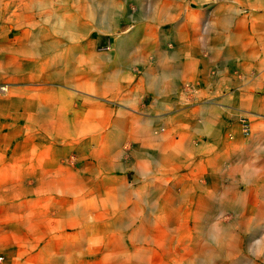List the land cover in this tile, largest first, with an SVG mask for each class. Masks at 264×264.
<instances>
[{
	"label": "rangeland",
	"instance_id": "1",
	"mask_svg": "<svg viewBox=\"0 0 264 264\" xmlns=\"http://www.w3.org/2000/svg\"><path fill=\"white\" fill-rule=\"evenodd\" d=\"M155 1L0 0V264H264V1L188 4L196 14L177 21L182 33L195 35L181 52L172 42L178 29H160L179 0ZM225 13L233 19L214 17ZM135 14L142 20H132ZM246 20L256 41L243 65L235 28ZM138 23L152 24L154 33L141 30L137 43L147 46L119 60L117 41ZM63 50L65 67L44 63L47 52ZM167 52H175L167 67L180 70L182 103L192 111V127L181 132L168 131L169 118L149 115L158 110L155 83L166 87L173 79L160 67ZM191 60L201 70L189 79L182 72ZM74 69L72 83L61 80ZM242 88H252L254 102L237 104ZM206 99L225 106L211 110ZM225 111L233 112V124L214 137L208 119ZM202 115L208 124L200 133ZM247 115L253 131L245 136L240 117ZM224 143L234 149L236 171L222 183L214 171ZM162 147L184 153L177 156L182 163L160 164ZM138 230L149 237L136 239ZM117 233H134L136 242ZM109 238L122 244L108 251Z\"/></svg>",
	"mask_w": 264,
	"mask_h": 264
},
{
	"label": "crops",
	"instance_id": "2",
	"mask_svg": "<svg viewBox=\"0 0 264 264\" xmlns=\"http://www.w3.org/2000/svg\"><path fill=\"white\" fill-rule=\"evenodd\" d=\"M189 1L190 0H179V1H176L177 2V5H176V3L174 4V6H176V8H175V14L176 15L173 17L174 20L172 18H169L168 19L169 21L167 20L166 22L165 21L163 22L164 24L165 23H169L170 24V29H171V27H173L171 25V23L172 22L176 23L175 29H178V30H176V35L174 36L172 42H174V44L176 46V49L175 50L177 52H181L182 51V49H183V47H181L182 46V42H186L185 38L187 37L188 34H194L195 35V33L193 31H189V30H186L185 32L182 33V31H183V29L181 28L182 25L179 24V21H177L178 20L177 18L181 14H184L185 19H188V20L190 18H192L193 15L196 14V13H194V11H192V8L188 6V2ZM195 3L198 4V5L196 4L197 6H200V4L197 1ZM168 4L169 5H172L171 2H168ZM111 5H109L110 6L109 9L111 10L112 14L114 15L113 7ZM188 8H189V11L191 12V16L188 15V12H187V9ZM170 9H171V6H170ZM226 14H223V15L221 14V15H217V16H214V17H215V19H217L218 17H220L222 21L233 19L234 14L233 15H230L228 13H226ZM254 15H255V18H256L257 14H254ZM226 16H227V18H226ZM135 18L137 20H140V19L142 20V17L137 18L136 17V14H135V16L134 15L131 16V19L132 20L135 19ZM157 20L158 19H155L154 21H157ZM242 21H241V24H237V26L239 27V29H236L235 28V31L238 34L239 39H240L239 40L240 59L243 61V65H245L247 63V61H248V58L250 57L247 54V48L250 45V50H251V52H253L252 46H253V44H254V42L256 40L254 39V36L251 34V32H253V31H251L252 25H249V21L248 20H246L247 23H242ZM235 23H234V25H235ZM186 24L187 23L183 24V27ZM207 24L208 25H206L204 27V31L206 33L210 34V33H212L214 31V29H213V26L212 25H209V23H207ZM254 24L256 26V23H254ZM151 27L154 29V27L152 26V24L150 25V24H145V23H138L137 26L134 29L133 28H132V30L131 29H128V31H129L128 35L124 36L123 38H121V39H119L117 41V45L115 46V48H116V51H118V54L116 55V57L120 60L122 58H126L127 54H129V52L132 49H134V48L135 49H139V48H142V47H146L147 44L146 45L145 44L143 45L142 43L141 44L140 43H136L135 44V41L138 40V37H139V35L141 33V30H143L145 32V31L148 30V28H151ZM153 29L151 31H149L147 33V35L153 34L154 31H155V29L154 30ZM165 30L166 31H169V29H167V27H166ZM24 33L25 32H23V34ZM205 36L208 37L206 34H205ZM126 37H131V39L132 40H135V41H132L131 42L132 44L131 43H125V44L122 45L121 44V40L122 39L125 40ZM258 41L264 42L263 40H258ZM48 46H49V43L46 44L45 41H44L43 42V45H42L43 48H41L40 52H42V54H43L44 51L47 50V48H49ZM73 48H74V46L72 47V49ZM66 52H67V50L59 51V54H57L56 56H54V55H51L50 56L49 53L47 52L45 54V58L43 59V61H44V63L48 67L49 66L50 67H54V66H60V65L61 66L62 65L65 66V59H64L65 56H64V54ZM174 53L175 52L163 53L159 57L160 67L162 69H164L163 76H167V77H170L171 76L173 79H172L171 82L168 83V85L166 87H162V85L160 86L159 83H155L156 88H155V92L153 94V102H152V105L155 106L158 110L156 111V110H153V109H149V112H150L149 115L151 117H153V118H155V117H157L159 115V117H161L159 120L161 122H163V123L166 122V120L169 118V120L171 121V124L170 125H167L168 131L181 132L182 130L184 131L185 129L191 128L192 127L193 120H192V116H191V113H192L191 108H189L188 106H185L182 103L183 95H184L183 87L180 85L179 80H177V77H176V75L178 74V72H180V70L177 69V68L175 70L174 68H168L166 66L169 63L168 60H167L168 57H166V56H168V54H170L171 56H174ZM90 58H92V59L94 58V54L93 53H90L89 59ZM197 63H200V62L199 61H192L191 60L189 62L183 63V69H184L185 72H182V74H183L182 76L183 77H186L185 74H186L187 71H188V78L189 79H191L193 77H196L197 78L198 76H200V72L199 71L201 70V68L199 67L200 65L197 64ZM72 64H74V63H72ZM67 67H69V68H76L74 65H71V64H67ZM14 69H19V68L16 67ZM90 70H92V68ZM244 73H247V72L244 70L243 74ZM92 76H93L92 74L89 75L88 80H91L92 79ZM138 78L141 79L140 77H137V78L136 77H134V78L131 77V79L133 81L137 80ZM66 79H67V81L69 83L70 82L72 83L73 80L75 79V77L74 76L73 77L68 76V78L63 77V79H61V80L63 81V80H66ZM119 85H121V88H124L123 86L124 85L127 86V83H121L120 84V82H119ZM169 86H171V87H169ZM130 89H132V88H130ZM251 89L252 88H250L248 90L247 89H243V88L240 89V92L238 94V99H237V104L239 106L245 105V103L254 102L253 90H251ZM170 91L173 93L172 96L171 95H168V93ZM204 102H205V104H206L205 106L207 108H209L211 110H216V111L218 109L215 108V107H213V105H218L219 104L221 106H225V104L219 103V102H216V101H213L211 99H206V100H204ZM88 106H89V110H92L93 109V103L90 102V104ZM204 109L206 110V108H204ZM238 109L240 110V109H243V108L238 107ZM205 110H203V111H205ZM232 114H233L232 111H225V112H222L221 114L216 115L217 116L216 119H214L212 121H211V119H208V121H210V126L213 127V128L215 127V132L212 133V135H214V137H219V135L221 137L222 132H224L225 128L228 125L233 124L232 121L234 120V114L233 115ZM239 114L240 113H236V116H238ZM202 118H203L202 121H201L202 128L199 130L200 133L206 131V127H207L206 126V123L208 124V121L205 119L206 118V115L204 117L202 115ZM164 126H166V125H161L163 131H164ZM203 127H205V128H203ZM192 130H193V128H192ZM144 131L152 132L150 129L149 130L146 129ZM165 131H166V129H165ZM116 132H121L122 133V131L116 130V131H113V134L116 133ZM220 132H221V134H220ZM113 134H112V137H113ZM122 139H123V135H122ZM180 140H181L180 137H176V141H180ZM193 146L194 145H191L190 146V151H192V149H194V152H198L200 150V148H201V147L199 148L197 146L193 148ZM163 149H167V148H165V147L160 148L161 154L160 155H157L158 156V159L160 157V164H166V163L168 164L169 161H171L170 162L171 164H175V165L182 163V159L181 158H177V156L179 155V157H184V153L179 152V154H178L176 151L175 152H173V151L166 152ZM233 150L234 149L232 148V146H230L228 143H224V156H223L222 164L219 166L218 169L216 167V169L214 171V173L216 174L215 181H220L221 180L222 183H223L225 180H228L229 178H231L234 175V172L236 171V167L234 165V151ZM200 154L201 153H199V155ZM199 157H200V159H203L202 156H199ZM192 161L193 160L190 159L189 162L187 161V164L190 165L192 163ZM132 195H134L133 192L125 193L124 196H123V198H124L125 201H127L130 197H132Z\"/></svg>",
	"mask_w": 264,
	"mask_h": 264
},
{
	"label": "bare ground",
	"instance_id": "3",
	"mask_svg": "<svg viewBox=\"0 0 264 264\" xmlns=\"http://www.w3.org/2000/svg\"><path fill=\"white\" fill-rule=\"evenodd\" d=\"M155 1V0H154ZM264 1V0H263ZM196 1L195 0H190L189 2H188V4H192V3H194V4H197V3H195ZM244 2V1H243ZM173 4H175V3H173ZM260 4V3H259ZM262 4V3H261ZM198 5V4H197ZM167 6V5H166ZM189 6V5H188ZM190 7V6H189ZM255 7V6H254ZM259 7V6H258ZM187 12H188V15L189 16H191V12L189 11V8L187 9ZM170 14H172V13H170ZM226 14V13H225ZM236 14V13H235ZM179 15V14H178ZM227 15V14H226ZM194 16V15H193ZM192 16V17H193ZM225 16V15H224ZM172 18V17H171ZM226 18H227V16H226ZM173 19V18H172ZM174 20V19H173ZM148 21V20H147ZM169 21V20H168ZM172 21V20H171ZM173 23V24H172ZM171 23V25L172 26H175L176 27V23H174V22H172ZM169 23H165V24H163V26H162V32L163 33H165V34H168V32L169 31H166L165 29H166V27H167V25H168ZM151 25V24H150ZM133 27V26H132ZM146 28V27H145ZM152 28V27H151ZM214 29V28H213ZM237 29H239V28H237ZM133 35V34H132ZM141 37V36H140ZM132 41H134V40H132L131 39V37H126L125 38V40L124 39H122L121 40V44L123 45V44H125V43H131ZM136 43H137V41H136ZM132 44V43H131ZM141 44V43H140ZM72 46V45H71ZM125 50V49H124ZM133 50V49H132ZM117 53H118V51H117ZM52 54V53H51ZM120 54V53H119ZM92 56V55H91ZM67 57V56H66ZM166 57H168V56H166ZM90 60V59H89ZM241 60V59H240ZM66 61V60H65ZM68 64V63H67ZM167 66V65H166ZM65 67V66H64ZM75 70L76 69H74V71H71L70 72V75L69 76H71V75H76V73H75ZM75 73V74H74ZM73 76H71V77H73ZM65 77V76H64ZM79 77V76H78ZM80 78V77H79ZM70 79V78H69ZM76 79H77V77H76ZM67 80V79H66ZM74 81V80H73ZM77 81V80H76ZM87 82H89V81H87ZM188 85V84H187ZM89 87H90V85H89ZM91 87H92V85H91ZM186 87V86H185ZM87 88V87H86ZM187 88V87H186ZM192 88H193V86H192ZM88 90V89H87ZM186 90H188V88L186 89ZM189 90H191V89H189ZM91 91H93V90H91ZM215 103V102H214ZM225 114V113H224ZM233 115V114H232ZM216 119V118H215ZM207 122V121H206ZM218 125V124H217ZM226 126V125H225ZM224 130V129H223ZM233 138H234V134H233ZM116 139V138H115ZM116 140H118V139H116ZM123 140V139H122ZM118 142V141H117ZM128 146V145H127ZM138 165V164H137ZM219 175V174H218ZM72 177V176H71ZM220 177V176H219ZM216 178V177H215ZM218 178V177H217ZM216 182V181H215ZM221 183L219 182V185H220ZM215 185V184H214ZM218 186V185H217ZM222 191V190H221ZM229 192L230 191H226L225 193H224V196H227V195H229ZM183 209V208H182ZM196 209V208H195ZM219 211V210H218ZM204 212H205V210H204ZM159 215V214H158ZM158 218V217H157ZM202 218V217H201ZM195 219V218H194ZM160 220V219H159ZM162 220V219H161ZM192 220V219H191ZM197 220V219H196ZM165 221V220H164ZM51 222V221H50ZM201 222V221H200ZM165 223V222H164ZM134 224V223H133ZM47 225V224H46ZM149 225H150V223H149ZM162 225V224H161ZM151 226V225H150ZM178 226V225H177ZM175 227V226H174ZM112 228V227H111ZM110 228V229H111ZM164 228V227H163ZM171 228V227H170ZM115 229V228H114ZM172 229V228H171ZM175 229V228H174ZM119 230V229H118ZM123 230V229H122ZM176 230V229H175ZM134 231V230H133ZM166 231L169 233V229H168V227L166 228ZM48 232V231H47ZM138 234H137V236H136V239H139V240H141L142 238H144V236H145V238L146 237H149V232L148 231H146L145 230V232L143 231L142 233H140V231L138 230ZM173 232H174V230H173ZM205 232V231H204ZM215 232V231H214ZM50 233V232H49ZM172 233V232H171ZM175 233H176V231H175ZM118 234H120V233H117V236L118 237H120V238H124L125 237V235L124 234H121V235H118ZM194 234V233H193ZM133 235H134V233H126V237L128 236L129 237V240H126L127 242L126 243H133ZM135 236V235H134ZM152 236L153 237H157V231L156 230H154L153 232H152ZM210 236H213V238L215 239V240H217V239H219V233H218V235L216 234V232L215 233H212V235H210ZM63 237V236H62ZM117 237V238H118ZM125 237V238H126ZM128 237H127V239H128ZM64 238V237H63ZM174 238V234L172 233V235H171V239H173ZM110 239V238H109ZM52 240H54V239H52ZM175 240V239H174ZM66 241V240H65ZM119 241H121V240H119ZM145 241V240H144ZM220 241V240H219ZM219 241H216V242H219ZM134 242H136V241H134ZM169 242V241H168ZM119 243H121V242H118V241H115L114 239H110L107 243H105L106 245H104L103 247H105L106 248V250H110V248L112 247V246H117ZM139 243V242H138ZM122 244V243H121ZM170 244V243H169ZM172 244V243H171ZM174 245V244H173ZM198 245L202 248V247H204V246H202V242L201 241H199L198 242ZM166 246V245H165ZM169 248V247H168ZM195 251H191L190 253H191V255L194 253ZM227 252H228V250H227ZM232 252V251H231ZM171 253V252H170ZM145 257V256H144ZM230 257V256H229ZM175 259H177V258H175ZM230 259V258H229ZM252 261V260H251ZM252 263V262H251ZM188 264H190V263H188Z\"/></svg>",
	"mask_w": 264,
	"mask_h": 264
},
{
	"label": "built area",
	"instance_id": "4",
	"mask_svg": "<svg viewBox=\"0 0 264 264\" xmlns=\"http://www.w3.org/2000/svg\"><path fill=\"white\" fill-rule=\"evenodd\" d=\"M252 126L253 124L250 116L247 115L240 117V127L243 135L247 136L251 134V132L253 131ZM0 258H2V256Z\"/></svg>",
	"mask_w": 264,
	"mask_h": 264
}]
</instances>
